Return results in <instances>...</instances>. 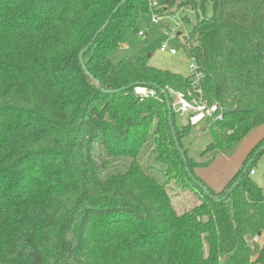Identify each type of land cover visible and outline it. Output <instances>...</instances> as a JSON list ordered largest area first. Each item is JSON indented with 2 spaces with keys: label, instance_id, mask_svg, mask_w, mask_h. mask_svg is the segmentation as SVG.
Instances as JSON below:
<instances>
[{
  "label": "trees",
  "instance_id": "1",
  "mask_svg": "<svg viewBox=\"0 0 264 264\" xmlns=\"http://www.w3.org/2000/svg\"><path fill=\"white\" fill-rule=\"evenodd\" d=\"M122 1L0 0V264H264V193L251 178L264 149L225 201L212 198L224 196L264 137L214 192L195 174L208 163L181 145L194 127L177 124L172 110L189 172L207 196L176 150L164 95L150 87L171 106L170 90L200 89L207 106L236 110L203 123L205 152L228 151L264 125V0H127L83 55L92 79L78 55ZM152 2L158 14H200L182 42L201 73L197 87L144 57L109 59L138 34ZM135 83L155 96L137 95ZM149 142L160 170L141 162ZM95 145L127 163L99 165ZM171 176L195 195L180 214Z\"/></svg>",
  "mask_w": 264,
  "mask_h": 264
},
{
  "label": "rangeland",
  "instance_id": "2",
  "mask_svg": "<svg viewBox=\"0 0 264 264\" xmlns=\"http://www.w3.org/2000/svg\"><path fill=\"white\" fill-rule=\"evenodd\" d=\"M210 14L211 11L209 9L206 15L209 16ZM170 15H174V18H168L160 25L151 24L149 14L144 15L138 23V30L143 36H138L137 33H128L123 41L125 46L121 45L119 49L112 52L109 55V59L112 62H118L130 57H144L149 67L187 77L189 63L182 47L183 36L191 30L198 19H201V16L199 13L197 14L187 9H181ZM185 17L188 19L186 22L183 21ZM173 27L176 28V33L180 34L177 39H170L165 34L164 28L171 29ZM164 42L177 52L175 56L159 52V48ZM176 120L177 124L181 123L180 119L176 118ZM199 127V129L198 127L191 129L188 135L182 138L181 145L190 158L198 163H208L205 167L195 168V174L213 191L218 192L235 175L238 167L237 165L233 166L229 160L227 150L205 152V148L211 139L208 131L203 128V123H200ZM154 147L152 142L147 144L141 156V162L144 166L153 167V170H160L161 165L157 163L155 156L152 154ZM94 153L99 165L105 162L108 166L110 164L115 168H122L128 161L122 158L116 160L107 158L98 145H95ZM253 169L255 175H251V178L258 187L263 189L264 193V153L257 160ZM163 180L164 177L161 176L159 182H163ZM169 180L167 189L169 190L172 204L178 214L183 213L194 205L195 195L192 196L191 191L185 190L184 184L174 177L171 176Z\"/></svg>",
  "mask_w": 264,
  "mask_h": 264
},
{
  "label": "built area",
  "instance_id": "3",
  "mask_svg": "<svg viewBox=\"0 0 264 264\" xmlns=\"http://www.w3.org/2000/svg\"><path fill=\"white\" fill-rule=\"evenodd\" d=\"M157 8L155 2L150 4L149 16L150 23L153 25H160L164 20L168 18H174V15L170 14H158L154 12V9ZM179 25V24H178ZM165 34L170 38H178L180 34L176 33V28L171 29L164 28ZM138 36H143L141 32H138ZM160 53H166L171 56H175L177 52L170 48L166 42H164L160 48ZM188 78L192 80L193 87H197L198 82L201 78V73L199 72L197 62L195 58H188ZM134 92L143 97H154L155 92L149 90L146 87H136ZM170 95L173 98L172 110L176 116L183 122H188L193 127H199L200 123H204L208 119L214 121H221L223 119L222 111L218 109L217 105L212 104L207 106V104L202 102V95L200 89L195 90V92L187 93V95L181 92H175L170 90ZM189 97V98H188ZM254 174V171L251 172V175ZM258 239L254 238L253 242H257Z\"/></svg>",
  "mask_w": 264,
  "mask_h": 264
},
{
  "label": "water",
  "instance_id": "4",
  "mask_svg": "<svg viewBox=\"0 0 264 264\" xmlns=\"http://www.w3.org/2000/svg\"><path fill=\"white\" fill-rule=\"evenodd\" d=\"M127 0H123L119 5H117V7L112 11L111 15L108 17V19L106 20L104 26L99 29L96 34L91 38L90 42L87 44V46L79 53L78 55V61H79V64L81 66V68L84 70V72L90 77L92 78L89 73L87 72L86 68H85V65H84V62H83V55L90 49V47L92 46V44L95 42V40L97 39V37L105 30L106 26L110 23V20L112 18V16L118 11V9L124 4L126 3ZM93 79V78H92ZM95 83L97 84V87L98 89L102 92V93H105V94H109L111 93V91H108V90H105L103 89L99 83L97 81H95ZM146 85L144 84H139V83H135V84H132L130 85V87H145ZM150 87H153L155 88L156 90H158L160 93H162L164 95V99L166 101V105H167V110H168V118H169V125L171 127V135H172V138H173V142L175 144V147H176V150L178 151V153L180 154L181 156V159L185 165V169H186V172L188 174V177L193 181V183L200 189L202 190V192L207 195V196H210V193L207 191V189H205L198 181H196L194 179V177L191 175V173L189 172V169L187 167V160H186V157L185 155L183 154L180 146H179V143L177 141V138H176V134H175V131L173 129V125H172V106L171 104L169 103V100H168V95L165 93V91L159 89L158 87L156 86H152L150 85ZM236 110H224L222 111V114L223 115H226V114H229V113H232V112H235ZM264 149V146L261 147L259 149V151H257L256 153L253 154V156L247 161V163L245 164L244 168L242 169V173L240 174V176L237 178V180L232 184V186L228 189V191L224 194V196L220 199H215L214 197H212L216 202H222V201H225L229 194L237 187V185L239 184V182L241 181L242 177L244 176V174H246L247 170L249 169V167L252 165V163L254 162L255 158L257 157L258 153Z\"/></svg>",
  "mask_w": 264,
  "mask_h": 264
},
{
  "label": "crops",
  "instance_id": "5",
  "mask_svg": "<svg viewBox=\"0 0 264 264\" xmlns=\"http://www.w3.org/2000/svg\"><path fill=\"white\" fill-rule=\"evenodd\" d=\"M123 46H125V45L123 44ZM172 73H174V72H172ZM199 128L200 127H198V129ZM263 137H264V127L258 126L256 128L251 129L249 131V133L242 140L237 142L230 150H228L227 152L229 154V160L232 162L233 166L237 165L238 170H239L241 165L243 164L244 160L247 158L248 154L253 149V147L255 145H257V143H259ZM238 170H237V172H238ZM253 175H255V172ZM224 186H223V188H224Z\"/></svg>",
  "mask_w": 264,
  "mask_h": 264
}]
</instances>
